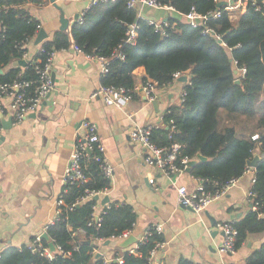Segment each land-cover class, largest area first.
<instances>
[{"label":"trees","instance_id":"16d2710c","mask_svg":"<svg viewBox=\"0 0 264 264\" xmlns=\"http://www.w3.org/2000/svg\"><path fill=\"white\" fill-rule=\"evenodd\" d=\"M175 9L167 20L164 33L138 15L135 7H128L126 0L96 1L83 10L82 20L76 19L66 30H56L50 39H44L38 50L26 63H18L28 54L27 43L35 37L40 22L29 13L25 4L41 5L45 0H0V83L13 80L27 81V95H34L38 84L37 68L48 51L66 49L71 45L87 53L101 54L108 58V72L101 77L102 85L131 88L133 70L143 66L146 76L157 82L158 87L172 80V74L190 70L189 81L183 85V100L164 111L165 120L172 121L174 129H152L151 138L158 146L168 147L176 142L181 145L177 162L195 159L197 154L205 160L197 161L189 169L192 176L214 181L219 188L231 178L240 177L247 161L257 151L259 160L255 167L252 190L262 204L261 213L250 209L233 221L237 229L236 248L252 233L264 231V15L248 8L236 19L230 20L222 8L220 16L208 18L206 24L214 28L230 47L221 46L201 26L192 27L183 16L192 8L207 14L217 8L216 0H156ZM136 24L134 43L126 42V32ZM43 48V50H40ZM119 52L122 57L116 56ZM28 56V55H27ZM26 56V57H27ZM230 56L244 66L245 72L236 81ZM12 62L15 65H10ZM257 134V138L251 136ZM87 175L84 182L64 183L61 187L63 204L61 214L45 227V232L62 253L47 260L38 252L22 244L7 245L0 251V264H144L149 250L162 240L153 228L137 242V254L128 249L121 251L122 261L112 257L104 261L92 255L94 244L87 242L91 235L107 240L131 231L135 213L128 205L108 201L99 225H88L93 205L92 199L77 202L71 209L66 205L78 200L86 189L110 187L99 165L92 158L83 159ZM209 188L213 184L208 183ZM74 229H83V235L71 236ZM34 237V236H33ZM33 239V238H32ZM31 239V240H32ZM48 240L42 237L43 245ZM75 242L77 247H72ZM67 253V254H66ZM176 264H191L179 258ZM245 264H264V240L252 251Z\"/></svg>","mask_w":264,"mask_h":264},{"label":"crops","instance_id":"0c3cea01","mask_svg":"<svg viewBox=\"0 0 264 264\" xmlns=\"http://www.w3.org/2000/svg\"><path fill=\"white\" fill-rule=\"evenodd\" d=\"M90 1L55 0L64 9L68 28L77 19L75 15L89 7ZM28 8L47 33L44 39H50L59 30L58 10L49 0L41 5L28 4ZM136 8L139 16L155 22L167 21L175 13L143 4ZM33 40L27 43L26 59L38 50L40 43L35 45ZM50 73L53 84L49 95L21 121L14 120L12 97L8 94L0 97V251L7 245H27L52 222L56 195L63 185L74 141L82 130L80 121L88 119L96 123L104 154L113 166L109 201L128 205L135 213L130 234L138 242L149 227L160 225L165 245L155 251L152 264H176L179 258L193 264H245L248 255L260 247L264 231L249 234L234 253H224L218 249L223 233L217 223L238 220L251 209L246 193L252 185L255 167L249 165L234 185L196 213L189 207L179 206L176 200L178 185L191 189L195 184L189 170L185 167L173 175L163 174L144 162L145 149L128 136L134 124L170 132L164 111L181 102L183 85L189 81V75L185 81L179 79L180 75L170 85L157 87V107L138 96L117 107L89 97L101 84V76L98 63L84 54L70 47L57 50ZM133 76L136 80L145 77L144 67L135 68ZM10 118V124L2 123ZM95 202L97 212L106 204ZM121 240L113 236L97 243L88 238L87 242L95 245L94 257L110 261L116 254L121 256L123 249L137 245L135 242L120 248Z\"/></svg>","mask_w":264,"mask_h":264},{"label":"built area","instance_id":"2783aa9c","mask_svg":"<svg viewBox=\"0 0 264 264\" xmlns=\"http://www.w3.org/2000/svg\"><path fill=\"white\" fill-rule=\"evenodd\" d=\"M96 1H115V0H91L90 4ZM225 1V5L221 7H217L215 10L208 12L207 14H201L195 11L193 8L183 14V16L187 19L189 24L192 27L201 26V31L203 33L209 34L212 36L217 42L223 46L225 49L230 51V47L227 46L226 42L222 39L221 35L217 33L214 28L206 24V20L208 18H217L220 16V9L222 8L224 11L228 13V17L230 20L236 19L242 12L246 11L248 8H253L255 10L261 11L264 15V0H216ZM126 4L128 7H135L136 5H147L155 8H166L176 13L175 9L168 5H162L158 3L156 0H126ZM83 11L78 15L77 19L79 21L82 20ZM154 25V29L164 33L165 27L169 26L168 21L163 22H155L149 21ZM136 24H132L129 26L126 32V42L134 43L136 37ZM73 51L82 53L86 58L94 60L98 63L100 69V76H104L108 72V58L101 54L95 53H87L83 51L80 47L76 45H71L70 47ZM43 50V48H40ZM56 51H48L44 61L37 68V72L39 75L38 84L35 86L34 95H27L24 91V87L29 83L27 81L20 82L18 80H13L10 84L0 83V97L8 94L12 97L11 107L14 110V120L16 122L21 121L29 112L34 111V109L38 106L42 99H44L52 89V78H51V64L53 55ZM27 55H24V59H26ZM116 56L122 57V55L117 52ZM231 63L234 67L236 80H239V77L242 76L245 72L244 66H238L237 60L230 56ZM182 75L179 72H175L172 74V80L167 82L164 86H168L175 79H178L179 76ZM157 82L147 76L141 79H134V84L131 88H126L122 86L115 85H102L100 84L96 89H94L89 95L90 98H100L107 105H115L117 107H122L126 102L134 98L135 96L143 97L146 101H153L157 95ZM184 91L181 94L180 101L183 100ZM2 112V108L0 106V115ZM1 117V116H0ZM1 120V118H0ZM1 122V121H0ZM168 125L170 127V131L174 129L173 122L168 121ZM81 133L77 135L74 141L73 151L69 156V161L64 171L63 176V184L64 183H73L75 181L84 182L86 181L87 175L84 172V168L82 166L83 159L92 158L99 165V168L105 178H110L113 175V166L106 158L104 151L105 147L101 142L99 137L98 129L96 123L88 120L82 119L80 121ZM152 129L151 125H140L134 124L131 126L128 132L129 139L135 143L140 144L146 151L144 154L143 160L144 162L156 168L160 172L165 175H173L176 172L183 170L187 167V158L181 159V165L176 161L177 155L181 149V145L179 143L173 142L168 147L166 146H158L156 145L152 138ZM2 132V127L0 124V136ZM253 139L257 138V134H253L251 136ZM249 165L246 166V169ZM245 172V171H244ZM195 181L194 186L191 189H188L185 185H178L176 188V200L179 206L189 207L194 212H201L209 202H211L214 198H216L219 194L225 191V189L234 185L238 178H231L225 184L221 185L217 188L214 181H209L208 179L202 177L192 176ZM152 182V178L149 179ZM255 182V175H253L251 179V183ZM208 183L213 184V188H209L207 186ZM252 185L247 191V198L250 204V208L254 211L258 212V215H263L261 213L262 204L256 200V194L252 190ZM109 193V188L103 187L98 189H86L84 194L75 202H72L69 205H66L68 209H71L75 203L83 201L85 199L92 198L97 195L100 199L101 197L107 195ZM63 204V198L61 196V190L56 195L55 199V211L53 220L56 219L61 214V207L59 205ZM93 205V211L90 216V220L88 225H92L96 223L99 225L102 219V214L104 213V209L100 211H95ZM52 220V221H53ZM46 227V226H45ZM45 227L34 235L33 239L27 244L31 251L38 252L42 257L47 260H51L54 258L56 254H60L63 252L61 247L55 246L53 243V249L49 247V245H43L41 242L42 232H45ZM217 227L222 231V241L218 247L219 251L224 253H234L236 251V235L237 229L234 225L233 221H221L217 223ZM153 228L155 231L159 232L160 225H155L149 227L145 234L149 233V229ZM83 229H74L71 231V236L83 235ZM130 234V231L122 232L118 237L120 239L126 238ZM90 238L93 239L95 243L102 241V238L97 237L95 235H91ZM142 240V239H141ZM50 241V240H49ZM165 245L163 240L156 241L153 247L149 250L148 256L146 258V262L144 264H152V258L155 251L158 248H161ZM20 247V246H19ZM72 247L76 248L77 245L75 242H72ZM137 245L131 246L128 248L129 252L137 254L136 250ZM67 254V253H66ZM116 261L121 262L122 257L116 256L114 258ZM193 264V263H191ZM204 264V263H198ZM233 264V263H229Z\"/></svg>","mask_w":264,"mask_h":264},{"label":"water","instance_id":"95a60500","mask_svg":"<svg viewBox=\"0 0 264 264\" xmlns=\"http://www.w3.org/2000/svg\"><path fill=\"white\" fill-rule=\"evenodd\" d=\"M49 1L52 3V5H53V6L58 10V12H59V29L62 30V31H66V30L68 29L69 20L64 16V9H63L59 4H57V3L55 2V0H49ZM216 5H217V7H221V6L225 5V1H219V2H217ZM24 7H25V8H28V4H25ZM77 16H78V14L75 15V18H76ZM46 37H47V33L44 31L43 28H40V29L38 30L37 34L35 35L33 42H34L35 45H36V44H39V43H40L44 38H46ZM18 63L21 64V65H24V64L26 63V60H25V59H20V60L18 61ZM1 72H2V70L0 69V73H1ZM234 72H235V71H234ZM187 75L190 76V70H189V69H187V70H186V71L180 76L179 79L182 80V81H185ZM51 78H52V80H53V74H51ZM236 81H238V80H236ZM48 95H49V94H48ZM48 95H47V96H48ZM47 96H46V97H47ZM158 102H159L158 99H154V100L152 101V104L154 105V107H157ZM10 122H11V118L8 119V120L2 121L3 124H4V123H5V124H6V123H7V124H10ZM259 157H260V156H259V154H257V152H256V154L254 153V154H253V157L247 161V165L255 166L256 163H257V161L259 160ZM205 159H206L205 156H203V155H201V154L198 153L195 159H191V160H188V161H187V167H186V170L188 171V170L190 169V167H192V166H193L198 160H199V161H203V160H205ZM92 199H93L94 201L99 200L102 204H105V203H107V202L109 201V196L105 195V196H103V197H101V198L99 199L98 196L95 195V196L92 197ZM236 216H238V215H236ZM230 217H233V216L230 215ZM42 237H43L44 239L48 240V235L46 234V232H42ZM135 242H137V237H135L134 235L130 234V235L127 236L126 238L122 239V240L118 243V246H119L120 248H126V247H128L129 245H131V244H133V243H135ZM107 243H108V241H106V244H107ZM48 245H49V247H50L51 249L54 248L52 242L49 241V240H48Z\"/></svg>","mask_w":264,"mask_h":264}]
</instances>
